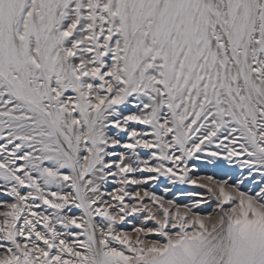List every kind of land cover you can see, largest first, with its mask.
<instances>
[{
  "label": "snow or ice",
  "instance_id": "snow-or-ice-1",
  "mask_svg": "<svg viewBox=\"0 0 264 264\" xmlns=\"http://www.w3.org/2000/svg\"><path fill=\"white\" fill-rule=\"evenodd\" d=\"M0 264H264V0H0Z\"/></svg>",
  "mask_w": 264,
  "mask_h": 264
}]
</instances>
